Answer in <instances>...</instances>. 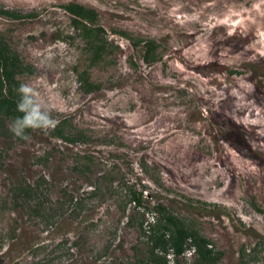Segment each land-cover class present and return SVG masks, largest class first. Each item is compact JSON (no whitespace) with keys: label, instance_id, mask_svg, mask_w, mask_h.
Instances as JSON below:
<instances>
[{"label":"rangeland","instance_id":"374dc122","mask_svg":"<svg viewBox=\"0 0 264 264\" xmlns=\"http://www.w3.org/2000/svg\"><path fill=\"white\" fill-rule=\"evenodd\" d=\"M68 2L96 11L98 60ZM0 4L36 13L0 16V40L69 138L20 139L0 119V264H199L191 248L152 249L156 204L215 264H264V0ZM138 39L155 41L157 60ZM79 73L98 87L84 91Z\"/></svg>","mask_w":264,"mask_h":264},{"label":"trees","instance_id":"16d2710c","mask_svg":"<svg viewBox=\"0 0 264 264\" xmlns=\"http://www.w3.org/2000/svg\"><path fill=\"white\" fill-rule=\"evenodd\" d=\"M64 12L70 18L72 26L79 31L86 45L91 46L92 60H98L104 50V44L97 41L104 31L100 26H96L97 13L93 8L86 7L77 2H68L61 5ZM0 16L9 19H26L36 16V13H19L9 10L0 4ZM133 46L139 47L142 51V59L150 63L158 59L156 57L157 45L153 40L138 39L133 41ZM24 68H30L23 63L19 54L11 49L8 44L0 40V119L5 117L12 121L22 113L17 111V103L20 99L17 92L20 82L18 75ZM85 73L78 74V80L84 91L90 92L96 89L98 85H92L84 77ZM31 130L28 131V133ZM53 132L64 137L57 125ZM65 139H69L64 137ZM133 201L140 204L139 197L134 196ZM152 209L158 214L159 218L150 223L149 228L153 235H149L152 249L159 245L162 250V258H165L167 252H172L174 256L181 255L186 249H193V254L198 257L199 264H215L212 251L209 248L208 241L197 234L196 231L188 228L182 220L174 216L171 211L166 210L160 204H156ZM168 231V234H166ZM163 260L165 264L166 260Z\"/></svg>","mask_w":264,"mask_h":264},{"label":"clouds","instance_id":"9594fccd","mask_svg":"<svg viewBox=\"0 0 264 264\" xmlns=\"http://www.w3.org/2000/svg\"><path fill=\"white\" fill-rule=\"evenodd\" d=\"M17 92V111L22 113L12 122L10 131L18 138L28 140V131L40 130L45 133L54 130L58 121L52 116L53 107L43 100L40 93L29 84H21Z\"/></svg>","mask_w":264,"mask_h":264}]
</instances>
